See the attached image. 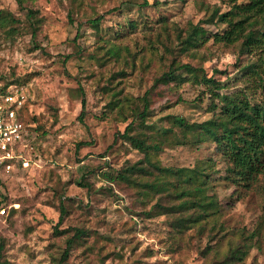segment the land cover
Listing matches in <instances>:
<instances>
[{
  "label": "rangeland",
  "instance_id": "rangeland-1",
  "mask_svg": "<svg viewBox=\"0 0 264 264\" xmlns=\"http://www.w3.org/2000/svg\"><path fill=\"white\" fill-rule=\"evenodd\" d=\"M20 1L0 0V11L17 19L0 27V87L25 95L28 164L0 174V264H264V174L249 187L236 185L225 178L214 142H180L171 117L201 122L217 103L204 84L187 78L156 83L170 68L187 75L178 67L188 63L223 83L219 93L242 89L253 55L213 38L226 28L218 16L229 1L148 0V7L139 6L141 0ZM97 16L96 28L90 21ZM248 18L263 27L257 15ZM187 38L190 46L182 45ZM110 44L129 53L108 57ZM144 97L141 124L135 113ZM164 129L171 130L166 141ZM130 136L163 141L153 155L161 165H210L207 193L219 213L178 231L179 212L155 206L178 201L141 195L139 182L152 175L118 176L145 167ZM76 228L85 235L63 258ZM237 243L247 244L245 254L225 262Z\"/></svg>",
  "mask_w": 264,
  "mask_h": 264
},
{
  "label": "trees",
  "instance_id": "trees-1",
  "mask_svg": "<svg viewBox=\"0 0 264 264\" xmlns=\"http://www.w3.org/2000/svg\"><path fill=\"white\" fill-rule=\"evenodd\" d=\"M21 4L20 0H17ZM230 9L218 16V21L226 24L222 34L215 33L214 40L224 42L228 45L238 44L239 52L245 49L254 57L250 69L246 73L242 89L231 93H219L225 88L220 81L212 77H206L201 68L193 67L185 63L178 68H182L187 75L176 74L177 68H170L163 72L156 79L158 82H169L171 80L184 81L191 79L197 83L204 84L213 99L217 103L210 104L209 112L211 116L201 122H189L182 116H172L171 124L180 128V142H190L191 140H208L215 143V151L225 160V178L236 185L249 187L260 174H264V97L255 98L257 91L264 92V25L261 29L251 26L248 15H257L264 20V0H248L241 3L237 0H228ZM148 0H141L139 6L148 7ZM32 15V11H28ZM102 16H97L90 22L97 28ZM12 14L8 11H0V27L16 22ZM133 27L136 23H130ZM182 45L190 46L188 38L182 40ZM184 48H188L185 47ZM121 52L129 53L127 47H120L110 44L106 50L108 57L120 56ZM187 76V77H186ZM187 78V79H186ZM9 87V86H8ZM5 90L7 87H0ZM142 109L135 113L136 119L144 124L147 109V99L142 98ZM82 114L84 113V100L81 101ZM135 119V120H136ZM25 130L28 128L24 122ZM130 126V125H128ZM171 130H162L163 140H167ZM130 141L135 148L144 153L145 167L131 166L118 176L124 180H129L128 173L140 171L143 174L153 176L150 180L139 182L141 184V195L148 196L153 193H163L166 197L178 201L176 204L165 208L159 203L155 206L161 210L179 212L175 219V227L178 231L192 228L202 220L217 215L216 199L207 193L210 188L207 172L210 165L196 164L191 167L164 166L153 155L161 149V142H147L146 138L130 136ZM171 138H174L172 136ZM80 143H78L79 145ZM0 169V174L5 173ZM3 206H0L2 208ZM60 212L64 213V207H60ZM59 230L58 232H63ZM85 231L76 228L74 234L67 240L66 248L62 253L65 258L68 250L75 239L84 237ZM253 236V235H251ZM250 245V243H249ZM247 244L231 245L225 255V262L233 259L240 260V255L246 252ZM249 247V246H248ZM245 248V249H243Z\"/></svg>",
  "mask_w": 264,
  "mask_h": 264
},
{
  "label": "built area",
  "instance_id": "built-area-1",
  "mask_svg": "<svg viewBox=\"0 0 264 264\" xmlns=\"http://www.w3.org/2000/svg\"><path fill=\"white\" fill-rule=\"evenodd\" d=\"M25 95L16 87L0 88V169L8 171L17 163L26 166L24 157L26 130L22 107ZM5 209L0 208V214Z\"/></svg>",
  "mask_w": 264,
  "mask_h": 264
}]
</instances>
